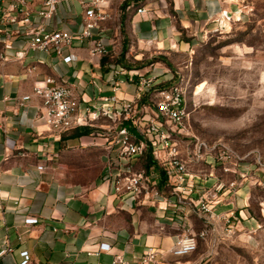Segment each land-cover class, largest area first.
I'll use <instances>...</instances> for the list:
<instances>
[{
    "label": "crops",
    "instance_id": "1",
    "mask_svg": "<svg viewBox=\"0 0 264 264\" xmlns=\"http://www.w3.org/2000/svg\"><path fill=\"white\" fill-rule=\"evenodd\" d=\"M40 1L36 0L35 8ZM142 1H109L108 10L116 15L118 29L111 21L102 25L110 53L106 57L91 56L87 43L74 42L69 49L74 59L68 64L52 54L30 50L19 59L11 54L24 50L25 42L6 41L12 49H6L9 59L0 64V250L11 251L0 255V264H15L22 249L29 252L30 264H139L148 247L156 252L152 264L200 263L203 251L184 256L171 253L176 238L185 230L198 233L206 226L203 216L191 210L189 203L171 207L163 199L152 203L148 195L139 199L112 195L110 179L104 176L118 154L109 141L120 125L139 137L131 121L111 123L108 117L96 118L91 112L90 117L96 119L88 126L92 129L89 134L75 136L73 130L57 134L45 125L41 101L31 93L34 79L49 76L71 87L81 113L86 107L94 110L101 97L110 95L124 101L136 99L139 107L147 105L146 94L136 98L138 75L144 74V68H136V63L145 54L152 57L162 48L182 43L176 26L190 36L202 31L211 2L216 0H146L144 13L134 15L133 9L126 10L129 3ZM72 7L76 14L70 13ZM78 10L77 3L62 1L49 25L77 31L81 24ZM119 19L125 22L124 31ZM113 65L124 69L119 79L113 80ZM148 65L147 75H159L155 69L160 65ZM29 67H34L30 73L26 71ZM96 156L104 162L98 175L88 167ZM128 165L143 169L141 157L119 164ZM146 173L163 195L176 200L167 191V183L161 191L159 173L153 166ZM244 192L222 196L213 208L218 213L234 212L233 230L247 223L239 200ZM169 213L180 216V224L170 221ZM24 216L36 217L38 222L25 225ZM222 233V224L214 223L206 237L198 240L220 241ZM102 243L109 245L108 250H99Z\"/></svg>",
    "mask_w": 264,
    "mask_h": 264
},
{
    "label": "built area",
    "instance_id": "2",
    "mask_svg": "<svg viewBox=\"0 0 264 264\" xmlns=\"http://www.w3.org/2000/svg\"><path fill=\"white\" fill-rule=\"evenodd\" d=\"M62 1L70 5L77 3L81 14V24L77 31L49 25L56 6ZM109 1L41 0L39 7L35 8L36 0H0V64L9 59L6 49H12L6 41L15 39L25 42L24 50H15L11 54L19 59L30 50L52 54L62 63L68 64L74 59L69 52L74 42L87 43L91 56H109L102 25L108 21L116 25L117 21L116 15L108 10ZM145 1L131 2L126 5V10L133 9L134 15L142 14L146 11ZM70 13L76 14L77 11L72 7ZM117 27L116 25L115 28L118 29ZM112 67L113 80L124 75L121 66ZM33 69L34 67H29L26 71L30 73ZM159 86L158 75L139 74L136 98L146 94L147 105L139 107L136 99L124 101L110 95L101 97V103L94 110L90 111L86 107L85 113L80 112L78 99L71 87L65 82L58 83L52 77L34 79L31 93L41 101V116L45 125L57 134L81 126H92L93 119L100 116L110 117L116 110L119 111L120 119L131 121L139 137L129 133L125 126L116 128L109 145L116 150L118 160L112 162L104 178L110 179L112 195L116 198L126 196L139 199L148 195L152 203L163 199L171 207L176 204H190L191 210L201 214L206 223L205 228L198 233L185 230L176 238L171 248L174 256H184L196 250L198 238L206 237L209 225L220 223L227 234L233 232L234 212L218 213L213 208L221 201L222 196L236 195L239 181L248 176L253 177L255 172L252 163L244 162L243 157L221 142L208 144L192 135L187 129L188 113L182 88L177 84L166 89H159ZM28 98V95L23 97L20 105ZM91 112H94L96 118L90 117ZM147 150L162 167L167 179V191L176 196V200H169L163 195L155 183L150 181L144 169H133L129 165L119 166L120 161L135 160ZM113 168H116L115 172L111 171ZM37 169H42V166H37ZM228 175L234 177L227 179ZM167 217L173 223L180 224V216L169 213ZM37 222L38 219L33 216L23 218L25 225ZM108 248V244L99 245L101 251ZM10 251V248L1 249L0 255ZM155 253L152 247H148L139 257V264H152ZM19 257L15 264L31 263L26 249L19 251Z\"/></svg>",
    "mask_w": 264,
    "mask_h": 264
},
{
    "label": "rangeland",
    "instance_id": "3",
    "mask_svg": "<svg viewBox=\"0 0 264 264\" xmlns=\"http://www.w3.org/2000/svg\"><path fill=\"white\" fill-rule=\"evenodd\" d=\"M210 8L202 31L190 36L176 26L182 43L143 55L135 67L147 75L149 63L160 65L158 88L177 84L184 92L189 132L253 164L255 174L238 189L247 223L223 230L220 241L198 240L199 264H264V0H216ZM108 118L118 122L119 111ZM103 164L96 156L88 167L98 175Z\"/></svg>",
    "mask_w": 264,
    "mask_h": 264
},
{
    "label": "trees",
    "instance_id": "4",
    "mask_svg": "<svg viewBox=\"0 0 264 264\" xmlns=\"http://www.w3.org/2000/svg\"><path fill=\"white\" fill-rule=\"evenodd\" d=\"M140 100H142V99H140ZM137 106H138V103H137ZM71 130H73V134L75 136L87 135L92 131V129L88 126L77 127V128H73ZM141 160H142V168L144 170L148 171L149 168L153 166L158 171L159 177H160L159 187H161V191H162L164 189L165 183L167 181L166 175H165L162 167L152 157V155L150 154V152L148 150L142 154Z\"/></svg>",
    "mask_w": 264,
    "mask_h": 264
}]
</instances>
